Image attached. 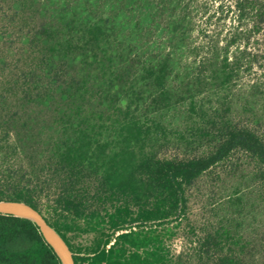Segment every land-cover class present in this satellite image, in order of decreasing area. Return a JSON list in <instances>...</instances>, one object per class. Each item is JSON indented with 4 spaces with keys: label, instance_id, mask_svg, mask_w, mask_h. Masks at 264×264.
<instances>
[{
    "label": "trees",
    "instance_id": "1",
    "mask_svg": "<svg viewBox=\"0 0 264 264\" xmlns=\"http://www.w3.org/2000/svg\"><path fill=\"white\" fill-rule=\"evenodd\" d=\"M263 31L264 0H0V200L36 208L75 264H264V77L244 81ZM219 165L241 171L224 213L171 256ZM0 264L63 263L0 212Z\"/></svg>",
    "mask_w": 264,
    "mask_h": 264
},
{
    "label": "rangeland",
    "instance_id": "2",
    "mask_svg": "<svg viewBox=\"0 0 264 264\" xmlns=\"http://www.w3.org/2000/svg\"><path fill=\"white\" fill-rule=\"evenodd\" d=\"M215 5L219 4L221 0H212ZM226 4H233V0H225ZM234 14L231 12L230 16ZM233 21V17L228 18L226 25H229ZM259 45L264 42V31L259 37ZM264 77V65L261 67L256 66L254 73L247 74L244 77L245 83L249 80H253L256 76ZM243 81V82H244ZM168 155H174V150L167 152ZM13 166L18 167L23 166L25 169H29V164L27 163L28 158L25 161H19L18 156H10ZM238 171L236 174L233 172H228L224 169L223 165L217 166L215 169L206 172L190 189L191 195L188 203V208L182 223L177 228L176 234L169 238L165 237L163 248L165 252H168L171 256H178L185 251L190 250L197 244L196 234L192 232L190 227H195L198 233L205 234L202 229L205 227L206 223L218 222L219 216L224 213L223 208L228 205V196L230 191L233 190L241 180ZM247 185H243V189ZM172 224L177 223V219L173 218L171 220ZM167 222L165 223V225ZM134 228H140L137 222L133 223ZM144 228L156 227V223H147L142 225ZM163 228V226L161 227ZM202 229V230H201ZM95 237L94 232H88L82 234V243L89 244L91 240Z\"/></svg>",
    "mask_w": 264,
    "mask_h": 264
},
{
    "label": "water",
    "instance_id": "3",
    "mask_svg": "<svg viewBox=\"0 0 264 264\" xmlns=\"http://www.w3.org/2000/svg\"><path fill=\"white\" fill-rule=\"evenodd\" d=\"M0 212L26 216L35 220L47 241L55 249L63 264H75L73 253L61 235L52 227L44 216L32 205L22 201L0 200Z\"/></svg>",
    "mask_w": 264,
    "mask_h": 264
}]
</instances>
